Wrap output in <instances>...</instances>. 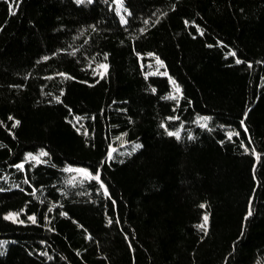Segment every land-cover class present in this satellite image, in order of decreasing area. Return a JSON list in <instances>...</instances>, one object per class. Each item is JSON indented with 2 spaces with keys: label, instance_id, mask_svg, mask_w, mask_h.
<instances>
[{
  "label": "trees",
  "instance_id": "trees-1",
  "mask_svg": "<svg viewBox=\"0 0 264 264\" xmlns=\"http://www.w3.org/2000/svg\"><path fill=\"white\" fill-rule=\"evenodd\" d=\"M116 2L0 0V264H264V0Z\"/></svg>",
  "mask_w": 264,
  "mask_h": 264
},
{
  "label": "rangeland",
  "instance_id": "rangeland-1",
  "mask_svg": "<svg viewBox=\"0 0 264 264\" xmlns=\"http://www.w3.org/2000/svg\"><path fill=\"white\" fill-rule=\"evenodd\" d=\"M122 1L123 0H117V2H116L119 11L120 10L122 11V6H121V2ZM153 67H154V69H156L158 71V73H161V71H162V64L160 62L157 61L156 63H153ZM207 123H208V120L207 119H199L198 120V124H200V125L205 126V125H207ZM43 156L44 155L41 154L39 156H29L28 158H29V161L38 163V162H40L42 160V157ZM71 171L72 172H77V173H79V174H81V175H83L84 177H87V178H90L91 177L90 174L88 172H86L85 170H84V173H87L88 175H85L84 173H82V172H80L78 170H71ZM11 216H14V215H11ZM8 219L10 221H13V222H18L19 221V217L18 216H14V219H10V218H8Z\"/></svg>",
  "mask_w": 264,
  "mask_h": 264
},
{
  "label": "snow or ice",
  "instance_id": "snow-or-ice-1",
  "mask_svg": "<svg viewBox=\"0 0 264 264\" xmlns=\"http://www.w3.org/2000/svg\"><path fill=\"white\" fill-rule=\"evenodd\" d=\"M238 63L240 62V61H237ZM101 67H106V66H101ZM10 119H11V117H10ZM19 123V121H16V124H18ZM169 135H174V133H171V132H169L168 133ZM42 155H45L44 153H42ZM78 171H80V172H82V173H84V170H78ZM85 175H88L87 173H84ZM95 179H97V180H99V176L97 175V176H95L94 177ZM105 191H106V189H105ZM203 207V206H202ZM252 213H251V211H249V213H248V215L250 216ZM6 218H10V219H14V216H10V217H6ZM33 219V221H34V218H32ZM207 225H208V216H205L204 217V223L203 224H201L200 225V227L202 228V229H206L207 228Z\"/></svg>",
  "mask_w": 264,
  "mask_h": 264
}]
</instances>
